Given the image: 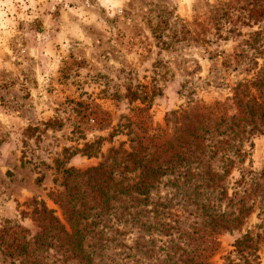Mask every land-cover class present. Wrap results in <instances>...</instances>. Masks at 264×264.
I'll return each instance as SVG.
<instances>
[{
    "label": "rangeland",
    "instance_id": "374dc122",
    "mask_svg": "<svg viewBox=\"0 0 264 264\" xmlns=\"http://www.w3.org/2000/svg\"><path fill=\"white\" fill-rule=\"evenodd\" d=\"M263 61L264 0H0V230L35 236V201L62 217L50 194L63 190V170L95 167L136 138L162 147L172 112L227 110ZM228 149L235 165L218 187L206 172L223 175L222 151L163 178L148 205L117 202L90 229L91 263L172 264L183 249L209 247L225 264L234 242L264 225V134ZM237 192L253 207L244 226L199 239L207 213L236 210ZM259 255L264 264V245ZM42 257L81 264L58 247ZM0 264L20 260L0 248Z\"/></svg>",
    "mask_w": 264,
    "mask_h": 264
},
{
    "label": "trees",
    "instance_id": "16d2710c",
    "mask_svg": "<svg viewBox=\"0 0 264 264\" xmlns=\"http://www.w3.org/2000/svg\"><path fill=\"white\" fill-rule=\"evenodd\" d=\"M168 123L173 133L160 148L136 138L130 140L129 150L123 145L112 148L95 167L63 170V190L50 194L62 217L35 201L31 216L39 232L30 237V231L21 225L6 226L0 230V248L10 257H17L20 264H45L42 257L45 250L57 247L72 260L92 264L87 251L90 229L101 218L109 216L123 198L141 199L148 205L163 178L184 168L193 172V165L203 166L202 161L198 162L209 152L215 157L222 151V161L226 163L223 175L212 172L210 167L206 172L209 187H218L235 165L227 156L228 148L240 149L245 138L264 134V61L250 79L236 83L227 110L190 103L172 112ZM101 141L87 146V149H96L91 156L98 155ZM244 193L247 195V191ZM239 195L237 192L230 199L236 210L229 217L224 213H207L206 228L211 229L205 230L199 239L244 226L253 207L248 206L246 196ZM257 231H246L234 242V250L226 257L225 264H261L259 253L264 245V225ZM183 253L172 264H216L209 258L212 255L209 247L183 249Z\"/></svg>",
    "mask_w": 264,
    "mask_h": 264
}]
</instances>
